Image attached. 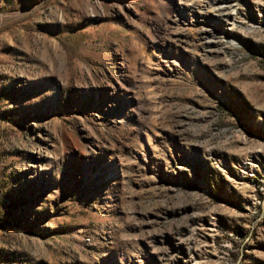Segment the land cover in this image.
I'll return each instance as SVG.
<instances>
[{
    "label": "rangeland",
    "instance_id": "rangeland-1",
    "mask_svg": "<svg viewBox=\"0 0 264 264\" xmlns=\"http://www.w3.org/2000/svg\"><path fill=\"white\" fill-rule=\"evenodd\" d=\"M0 264H264V0H0Z\"/></svg>",
    "mask_w": 264,
    "mask_h": 264
}]
</instances>
